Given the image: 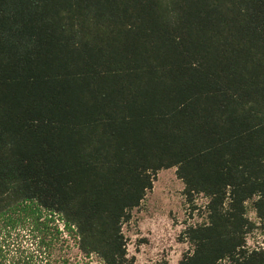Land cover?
<instances>
[{
    "label": "trees",
    "instance_id": "16d2710c",
    "mask_svg": "<svg viewBox=\"0 0 264 264\" xmlns=\"http://www.w3.org/2000/svg\"><path fill=\"white\" fill-rule=\"evenodd\" d=\"M171 169L200 212L178 264H264V0H0V264H74L63 237L134 264Z\"/></svg>",
    "mask_w": 264,
    "mask_h": 264
},
{
    "label": "rangeland",
    "instance_id": "374dc122",
    "mask_svg": "<svg viewBox=\"0 0 264 264\" xmlns=\"http://www.w3.org/2000/svg\"><path fill=\"white\" fill-rule=\"evenodd\" d=\"M182 190L183 185L177 180L174 169L161 171L141 206L132 211L131 220L123 227V234L128 257L134 258V264H178L189 252L190 248L181 234L186 226L200 222V212H191L181 195ZM194 204L202 210L205 200L198 197ZM248 218L255 220L252 211L248 212ZM30 239L22 235L18 242L33 250L35 246ZM62 240L55 251L57 258L65 256L74 264H100L93 257L80 260L72 239L63 237ZM262 240L260 232L255 231L247 236V247L256 248Z\"/></svg>",
    "mask_w": 264,
    "mask_h": 264
}]
</instances>
